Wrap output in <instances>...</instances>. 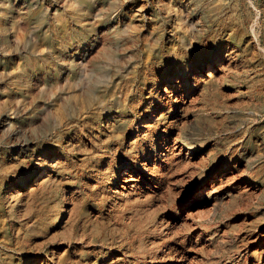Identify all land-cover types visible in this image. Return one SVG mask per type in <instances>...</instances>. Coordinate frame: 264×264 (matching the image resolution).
<instances>
[{
    "label": "rangeland",
    "instance_id": "obj_1",
    "mask_svg": "<svg viewBox=\"0 0 264 264\" xmlns=\"http://www.w3.org/2000/svg\"><path fill=\"white\" fill-rule=\"evenodd\" d=\"M0 264H264V0H0Z\"/></svg>",
    "mask_w": 264,
    "mask_h": 264
},
{
    "label": "bare ground",
    "instance_id": "obj_2",
    "mask_svg": "<svg viewBox=\"0 0 264 264\" xmlns=\"http://www.w3.org/2000/svg\"><path fill=\"white\" fill-rule=\"evenodd\" d=\"M212 69H216L214 66L210 67L207 73V76L209 77L208 80H205L204 83L207 84L210 81V71ZM223 69V68H222ZM221 69V70H222ZM186 71V70H185ZM223 71V70H222ZM184 71L181 70L180 72H178L176 75H174V78H176V80H174V78L171 79V81L169 82V85L165 86L164 88V92H165V99L168 100V102H171L174 99V103H179V105H181L182 109H186L192 102H193V98L191 97V99L187 100L186 97H181L179 94H177L182 87H186L189 85V82L185 79L183 80V85H182V77H183ZM182 76V77H181ZM196 78V77H195ZM181 79V80H180ZM214 79V78H213ZM179 80V81H178ZM176 81V83H175ZM186 94V93H185ZM198 98V97H197ZM197 100V99H196ZM182 111V110H181ZM149 125V124H148ZM145 126V125H144ZM146 127V126H145ZM153 127L151 125H149L148 127H146V132L149 131V129ZM165 131V130H164ZM159 132V130H158ZM183 146H185L184 144L182 145V148H184ZM179 147V146H178ZM42 161V160H41ZM43 166V164H41ZM146 165V164H145ZM57 164H53L50 167V172L45 171L42 173V175H46V177H51L52 173H55L57 171ZM147 171L150 172V170L147 168ZM139 167H135L134 169H132L131 171H125V173L123 174L124 177V189H132L135 188L137 182H138V178H137V174L139 173ZM153 172V171H151ZM137 173V174H136ZM155 174V173H154ZM150 175V174H149ZM41 177V176H40ZM152 177V176H151ZM40 184V183H39ZM134 190V189H133ZM129 191V190H128ZM31 192V191H30Z\"/></svg>",
    "mask_w": 264,
    "mask_h": 264
}]
</instances>
